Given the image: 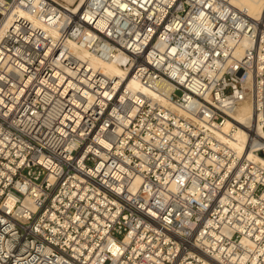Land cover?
I'll use <instances>...</instances> for the list:
<instances>
[{
    "label": "built area",
    "instance_id": "1",
    "mask_svg": "<svg viewBox=\"0 0 264 264\" xmlns=\"http://www.w3.org/2000/svg\"><path fill=\"white\" fill-rule=\"evenodd\" d=\"M245 104L264 161V20L232 0H0V264H264Z\"/></svg>",
    "mask_w": 264,
    "mask_h": 264
},
{
    "label": "bare ground",
    "instance_id": "2",
    "mask_svg": "<svg viewBox=\"0 0 264 264\" xmlns=\"http://www.w3.org/2000/svg\"><path fill=\"white\" fill-rule=\"evenodd\" d=\"M66 2H72V0H65ZM233 5L246 12L248 16L255 20L262 21L264 20V0H232ZM240 49V48H238ZM94 65L102 68L103 72L107 75L123 78L124 71L121 70L116 64L115 61H107V62H99L95 61ZM129 87L135 89L146 96H152V92L147 89L140 87L135 82H130ZM163 107L169 112H177V107L171 101H164ZM236 122L238 125V129L232 133V139H230V146L237 150L240 154H243V157H248L249 160L254 162H260L264 165V161H261L257 156H255L250 151L251 144L255 147L260 146L259 141L256 140L253 142V136H247L244 134V127L242 125L249 124L251 122L252 129H256V116L254 111H252V107L249 104H245L241 106V108L236 113ZM230 129L229 125L224 126L223 132L227 133Z\"/></svg>",
    "mask_w": 264,
    "mask_h": 264
}]
</instances>
